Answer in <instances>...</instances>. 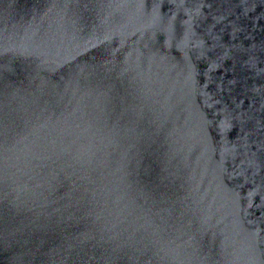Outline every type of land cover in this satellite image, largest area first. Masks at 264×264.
I'll list each match as a JSON object with an SVG mask.
<instances>
[{
	"label": "water",
	"instance_id": "obj_1",
	"mask_svg": "<svg viewBox=\"0 0 264 264\" xmlns=\"http://www.w3.org/2000/svg\"><path fill=\"white\" fill-rule=\"evenodd\" d=\"M0 264H264V0H0Z\"/></svg>",
	"mask_w": 264,
	"mask_h": 264
}]
</instances>
